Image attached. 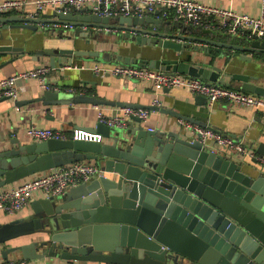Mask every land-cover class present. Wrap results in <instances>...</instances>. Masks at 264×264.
Wrapping results in <instances>:
<instances>
[{"label":"water","instance_id":"water-1","mask_svg":"<svg viewBox=\"0 0 264 264\" xmlns=\"http://www.w3.org/2000/svg\"><path fill=\"white\" fill-rule=\"evenodd\" d=\"M11 20L0 19V24L5 23L3 29L17 27L6 24ZM13 20L32 30L46 24H70L76 34L83 27L125 31L137 46L170 49L181 55L192 48L193 53L201 51L208 58L195 60L196 54L191 53L185 58L144 59L61 49V59L50 52L53 69L73 63L75 56L92 57L185 74L229 88L239 82L240 90L264 97V80L230 75L224 61L229 55L227 49L264 51V39L245 38L248 46L225 44L188 35L189 30H204L201 26L151 16L102 18L84 9L67 15L16 16ZM164 25L168 31H163ZM148 26L151 28H144ZM10 49L0 46V53ZM39 100L47 105L116 103L87 94L53 91H45ZM144 109L173 115L163 107ZM132 121L139 126L116 128L99 122L92 132L101 134L102 142L50 139L23 143L12 139L10 146L0 151V189L76 162H94L101 169L100 175L60 197L33 200L29 216L1 223L3 260L19 254L28 261L264 264L263 169L246 166L225 149L204 144L182 127L150 130L140 118L133 117ZM257 154L264 157L263 144ZM254 162L257 166L255 158ZM32 235L36 237L29 243L6 246Z\"/></svg>","mask_w":264,"mask_h":264},{"label":"crops","instance_id":"crops-1","mask_svg":"<svg viewBox=\"0 0 264 264\" xmlns=\"http://www.w3.org/2000/svg\"><path fill=\"white\" fill-rule=\"evenodd\" d=\"M3 1V0H0ZM34 1V0H30ZM219 8L234 10L239 13L251 16L262 14L263 0H195ZM34 12L33 4H28L18 12L0 14L1 18H12L6 24L17 26L3 29L5 23L0 24V46H9L10 50L0 53V80L11 77L20 72L31 70L39 65H50V52L60 56L61 49H72L74 51H97L106 54L111 52L114 55H124L139 57L144 59H175L185 58L193 53L192 48L184 52L183 55L162 48L149 46H137L126 35L125 31L112 29H87L76 34L75 29H63L55 25H40L37 30L25 27L23 23L13 20L17 17H28ZM48 10L45 15H52ZM151 17H157L150 15ZM158 18V17H157ZM150 29L151 27H144ZM163 31H168V26H163ZM189 36L205 37L225 44L237 46H248L249 41L237 36H229L213 28L204 30H189ZM89 40H91L89 42ZM204 45V44H203ZM192 45L190 44L189 47ZM229 55L225 57L226 71L232 74L258 77L264 80V51H241L229 50ZM51 53V54H52ZM195 60L207 61L201 51L194 52ZM92 57L75 56L73 64L92 65L94 62H102ZM51 82L62 88V94L68 93L66 88H78L85 86L87 95L100 99L116 102L113 105H99L104 113L108 115L120 114L122 103H129L134 108H144L152 106V102L158 97L162 103L161 107L173 112L163 114L154 111L147 121H142V125L149 129H157L164 126L178 129L179 119L189 121L193 124L210 126L211 128L230 135L255 150L264 145V114L249 110L242 106L232 104L227 100L216 102L210 105L207 98L191 93L185 88H165L160 94H156L149 82L121 78L108 73L95 74L90 68H67V66L57 65L51 73ZM26 92L22 93L17 100L0 98V151L10 146L12 139H19L23 143L35 142L30 139L25 130L31 125L42 128H52L64 131L68 136H72V131L82 128L88 131L95 129L98 121V109L93 104H52L47 105L39 98L45 96L40 84L36 81H29L23 85ZM234 87L240 89V83L234 82ZM50 95V94H49ZM54 98V97H51ZM52 100V99H51ZM17 102H24L19 103ZM177 115V116H175ZM139 126L132 120L128 127ZM224 149V148H223ZM228 151L234 157L240 158L234 152ZM246 166L263 169L260 164L255 165L253 158H244ZM23 180H19L11 185H18ZM9 185H6L7 188ZM32 213L31 205L25 207L17 213L9 214L0 208V224L7 223L15 219L24 218ZM36 235L24 236L10 241L6 246H18L29 243ZM0 247V262H3L2 250ZM10 259H21V255L12 254ZM31 264H105L93 261L67 262L56 260H31Z\"/></svg>","mask_w":264,"mask_h":264},{"label":"built area","instance_id":"built-area-1","mask_svg":"<svg viewBox=\"0 0 264 264\" xmlns=\"http://www.w3.org/2000/svg\"><path fill=\"white\" fill-rule=\"evenodd\" d=\"M28 4L34 6V12L28 17H40L48 10L56 14L67 15L84 9L87 13L102 18L121 16L144 18L159 12L158 18L171 23L191 24L206 29L213 28L229 36L264 39V0L260 16H251L195 0H3L0 1V14L21 11ZM55 26L63 27L65 31L66 29H74L70 24ZM65 66L76 69L90 68L97 75L108 73L121 78L149 82L157 95L165 88H185L193 94L206 97L210 105L227 100L237 106L264 114V97L185 74L167 73L121 62H94L90 66L70 63ZM52 72L53 68L50 65H39L34 69L1 79L0 98L19 99L21 94L27 91L23 85L29 81L38 82L45 91H61L62 88L51 82ZM65 91L85 94L87 90L85 86H80L78 88H66ZM161 105L162 103L158 97L152 102L154 107H161ZM95 106L98 109V121L116 128L128 127V123L133 117L147 121L154 112L144 108L123 107L120 114L108 115L101 109L99 110L101 107ZM178 123L180 127L204 144L212 148H224L234 152L241 157V160H244L245 157L255 158L258 164L264 168V157L259 156L255 150L247 147L243 141H239L210 126L193 124L183 119H179ZM149 129L153 130V128ZM25 133L35 141L72 139L102 142L104 140L101 134L82 128L74 129L71 137L62 130L42 128L35 125L27 128ZM100 174L101 169L96 163L83 161L33 175L23 179L18 185L10 184L7 188H1L0 208L9 214L17 213L25 209L35 199L60 197L71 188ZM0 264H31V262L26 259H10L0 262Z\"/></svg>","mask_w":264,"mask_h":264},{"label":"trees","instance_id":"trees-1","mask_svg":"<svg viewBox=\"0 0 264 264\" xmlns=\"http://www.w3.org/2000/svg\"><path fill=\"white\" fill-rule=\"evenodd\" d=\"M22 259V258H21Z\"/></svg>","mask_w":264,"mask_h":264}]
</instances>
